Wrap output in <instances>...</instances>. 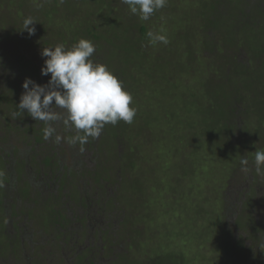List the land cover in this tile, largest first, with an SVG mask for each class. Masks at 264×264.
<instances>
[{"label":"rangeland","instance_id":"374dc122","mask_svg":"<svg viewBox=\"0 0 264 264\" xmlns=\"http://www.w3.org/2000/svg\"><path fill=\"white\" fill-rule=\"evenodd\" d=\"M3 12L4 22L17 21L9 33L31 16L41 45H52L58 30L68 45L96 27L103 38L89 39L96 46L93 61L106 65L133 97L131 124H107L98 139L78 142L89 159L82 162L104 164L99 170L108 173L109 186L123 180L115 206L123 222L100 243L95 238V264H157L163 258L170 260L158 264H264V176L254 167L255 151L264 150V0H167L148 21L121 0H3ZM143 26L163 29L168 44H150L139 32ZM19 34L23 42L15 40L8 50L24 48V56L36 59L41 45L35 48L30 38L27 45ZM30 69L25 73L33 80ZM17 88L18 106L23 88ZM234 105L235 116L229 111ZM20 114L28 118L26 110ZM59 123L52 124L53 138H62L58 148L68 166L77 161L68 147L76 132ZM242 158L248 173L241 171ZM94 165L92 174H99ZM3 190L0 181V199ZM84 191L93 205L94 191ZM11 197L16 200L17 191ZM32 202L36 214L23 216V225L37 227L38 214L50 234L49 207ZM13 215L11 209V223Z\"/></svg>","mask_w":264,"mask_h":264},{"label":"flooded vegetation","instance_id":"af4514ba","mask_svg":"<svg viewBox=\"0 0 264 264\" xmlns=\"http://www.w3.org/2000/svg\"><path fill=\"white\" fill-rule=\"evenodd\" d=\"M0 49L1 52L5 51L4 47ZM1 64L0 181L3 182L4 190L1 191L0 221L5 228V239L0 244L5 245H0V264H95L99 258L91 250L95 238H98L97 241L100 243L107 232L112 233L123 222V212H118L119 205L115 207L118 204L123 180L119 178L115 187L111 183L109 186V182L105 180L108 173H102L103 169L99 170L104 166L100 162L99 164L94 162L95 171H99V174H92L90 168L94 163L82 162L89 159L81 153L78 142L76 144L68 142L71 156L77 161L65 165L66 157L59 152V143L54 140L55 137L44 138L43 129L46 126L39 125L30 131L34 119L29 115L26 118L23 114L20 115L21 120L16 119L20 113L13 116L11 108L18 103L16 95L20 89L17 87H22L24 77H28L23 65L18 70L13 65H4L3 62ZM35 66L38 72L32 73L33 81L40 85L47 84L50 76L41 75L42 65ZM38 122L45 124L42 121ZM52 124L60 125L58 121ZM101 174H106L107 177L102 178L104 175ZM74 183L77 188L71 195H67ZM84 189L94 191L93 205L85 196ZM15 191L18 198L13 200L11 196ZM39 199L49 207L48 212L50 216L53 215L52 219L62 221V228L59 226L58 232L48 234L49 228L46 230V227L40 226L44 218L38 214L40 219L37 227L23 225V216L36 214L33 210L35 202L32 201ZM11 209L14 211L12 223L11 215L9 216ZM12 224H15V228ZM15 244H18L16 247H20V253L15 251ZM10 258L13 260L10 261Z\"/></svg>","mask_w":264,"mask_h":264},{"label":"clouds","instance_id":"9594fccd","mask_svg":"<svg viewBox=\"0 0 264 264\" xmlns=\"http://www.w3.org/2000/svg\"><path fill=\"white\" fill-rule=\"evenodd\" d=\"M121 2L141 21L150 20L154 13L167 4V0ZM36 24L31 16L24 19L23 27L29 36L35 34ZM147 37L152 45H167L169 42L163 29L150 30ZM95 51L93 42L83 38L71 47H66L63 43L44 47L41 51L44 61L41 75L50 76L47 84L40 85L31 78H25L17 109L20 113L26 110L32 119L45 123V139L53 137L56 129L52 122L57 121L66 128L75 130L76 135L68 138L70 144L86 143L89 137L98 139L107 124L115 126L120 121L128 124L133 122L137 110L130 106L133 102L132 95L124 90L122 81L106 65L93 61ZM16 114L13 113V116ZM61 139L56 135L57 143ZM240 164L242 172L251 171L246 158H242ZM254 167L257 175L264 176V150L255 151Z\"/></svg>","mask_w":264,"mask_h":264},{"label":"trees","instance_id":"16d2710c","mask_svg":"<svg viewBox=\"0 0 264 264\" xmlns=\"http://www.w3.org/2000/svg\"><path fill=\"white\" fill-rule=\"evenodd\" d=\"M2 1L3 0H0V3H2ZM244 2H250V1H252V0H243ZM104 7V4H102V5H100L99 7H97L98 9V11L99 12H101V9ZM259 7V6H258ZM17 8L18 9H22V5H20V4H18L17 5ZM256 8H257V6H256ZM258 9V8H257ZM256 9V10H257ZM13 13V12H12ZM12 13H9V14H12ZM8 16V14L6 13V12H3L2 13V15H0V19L1 20H3V23H0V48L1 47H4V49H5V51L6 52H8L7 53V56L6 57H3V59H0V65H2L1 63L3 62L4 63V65H13V67L14 68H18V70H19V67H22V65L23 66H25V67H23V69H24V71L26 70L27 72H28V68L29 67H32V69H30L31 70V73H33L34 71L37 73L38 72V68H37V66H35V65H43V63H44V61H43V59H42V57H41V51H42V49L44 48V47H54L55 45H57L58 43H63L66 47H71L74 43H76L78 40V37L76 36L74 39H76L75 41H72V42H70L68 45H67V43L65 42V41H61L60 40V37L62 36V34L59 32V30H58V33H57V38L58 39H55V41L52 43V45L51 44H48V42H45V43H43V45H41L40 43H38L37 41H35L36 39H35V37H36V35H37V31L35 32V34L34 35H31V36H29V34H28V32L27 31H25L24 30V27H23V21H24V19H22L21 20V23H19V29H17L16 28V30L14 31V32H12V33H9V32H6V30H8V26H10V25H14L15 23L14 22H17V21H15L14 20V18L12 19V20H7V22H4V20L6 19V17ZM30 27H32V26H30ZM34 27H35V25H34ZM38 27V26H37ZM82 32H84V34H86L84 37H83V39L84 38H87V40H89V39H94V40H97V41H100L102 38H103V36L100 34V32L99 31H97V28L95 27H93V28H89V29H85V31H82ZM139 32L141 33V35L142 36H144L145 37V35H147V28L146 27H140V30H139ZM18 33H20L19 35H23V37H24V40H27V45H28V39L30 38L31 39V42L33 43V42H36L37 43V46H35V48L37 47V48H39V46H40V49L38 50V51H36V53H35V55H33V57H36V59H31L30 58V55H27V56H24V54H27L25 51H24V48H21L20 50H16V51H10L11 49H9L8 50V48H9V46H11V44L13 43H16L15 42V40L16 41H18L19 43H22L23 41L22 40H18L19 38L17 37V34ZM79 34V33H78ZM63 37V36H62ZM59 40H60V42H59ZM31 43V44H32ZM17 44V43H16ZM50 45V46H49ZM1 50L2 49H0V52H1ZM4 51V52H5ZM238 65H236V69L238 70L239 68L237 67ZM241 66V68H243V66L242 65H240ZM242 70V69H241ZM240 74V73H239ZM241 74H244V72H242L241 71ZM236 104H237V102H236ZM14 107V106H13ZM11 108V110H13L14 108ZM237 107V106H236ZM235 105L234 106H232L231 108H230V113H231V115H233V116H235ZM232 108H234V109H232ZM14 112H16V111H12V113H14ZM20 115L21 114H19V115H17L15 118L16 119H19V120H21L20 119ZM33 124L34 125H32L31 124V129H30V131L32 130V129H35L36 127H39V125L41 126V127H45L46 125L45 124H39V122H38V120L36 121V120H34L33 121ZM249 185V183H247L246 184V186H248ZM245 186V185H244ZM243 186V187H244ZM242 187V188H243ZM249 188H253L252 187V184H251V187H249L248 186V188L247 189H249ZM254 191V190H253ZM239 194H240V196L242 197H245L246 198V196H248V193L245 191V190H242V191H239ZM53 216V215H52ZM61 222L62 221H60L59 219H56V218H53V225L51 226V228L54 230V233L55 232H58L59 231V226H61V228H62V225H61ZM49 225V223L47 224V226ZM50 231V230H49ZM170 259L169 258H163V259H161V260H159V261H156V263L158 264V262H167V261H169ZM170 264V263H169Z\"/></svg>","mask_w":264,"mask_h":264}]
</instances>
